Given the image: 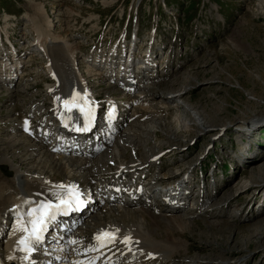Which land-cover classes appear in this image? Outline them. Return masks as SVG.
<instances>
[{
    "label": "rangeland",
    "instance_id": "1",
    "mask_svg": "<svg viewBox=\"0 0 264 264\" xmlns=\"http://www.w3.org/2000/svg\"><path fill=\"white\" fill-rule=\"evenodd\" d=\"M138 26L142 39L141 46H145L146 41L152 37L153 30H157L155 43L159 47L158 52L160 56L165 53L161 59L158 77L169 73L170 77L174 74L175 77L183 74L185 77L183 78L187 79L189 77L186 75L190 74L196 79L193 85L184 83L182 79L181 86L175 85L173 89L168 90L165 86H158L159 95L168 98L178 96L180 102L186 105L203 106L204 111L212 112L208 116L209 119L224 109L215 120L211 118L210 121L217 123L227 121L228 125L222 128L210 126L208 131L198 132L197 127L187 118L182 119V124L180 121L177 122L178 115L170 108L161 113L152 112L149 116L141 117L143 113L135 114L132 119L122 123L123 126L120 125L121 129L116 131L115 138L122 132L121 130L129 126V123L137 121L150 123V119L164 117L165 122L174 124L178 139L169 134L167 138L158 137L154 133L150 138L143 136L144 139L152 138L148 148L163 143L164 149L159 155L165 159L161 166L152 167L151 172L163 169L166 174L167 166H173V172L188 166L190 168L187 174L191 170L190 178L193 184L204 176L201 171L204 162L209 160L215 162L217 159L222 160V157L230 167H227V174L224 177L220 174L222 185L218 190L225 185L233 187L228 191L232 194L230 202L218 201L216 206L222 208L223 212L213 216L198 215L199 211L193 213L196 199L192 198L191 202L186 200L182 213L191 216L188 221L191 222L192 229L183 237H188L193 249L189 250L185 258L206 261L210 259L208 257L211 253L219 262L234 263L236 260H244L243 264H264V253H259L262 250L261 244H251L249 247L246 243L242 244L244 238L255 232L260 225L258 217L264 216L261 209L264 203V168L261 170L263 175L258 180H253L255 173L252 172L258 163L264 165V0H0V144L8 137L7 133L20 134L21 129L24 131V127H12L21 119L23 124L27 122L24 114L27 110L26 101L31 100L33 95H36L38 100L43 98L41 101L50 107L52 100L46 96L48 94L46 89L52 83V77L49 76L50 72L47 69L49 58L40 47L44 36L48 39L57 38L56 40L67 44L66 48L70 49L75 62L84 65L83 70L80 65L78 70L80 73L82 71L90 85L94 86L96 91L93 92L101 93L106 99V96L110 92H116V89L109 86V83L106 86L108 81H105V77H99L107 70L101 67L103 62L94 58L95 55L102 53L96 49L99 46L106 47L107 54L111 47L117 45L120 34L125 29L133 33ZM42 31L45 34L38 41L37 38ZM8 36L16 44V55H11L12 51L5 45V38ZM36 42L39 43L34 45ZM2 43L4 45H1ZM165 63L169 66L163 70ZM11 66L15 71L10 69ZM89 69L95 74L92 77L87 72ZM10 77L14 80L8 85V82L12 81ZM256 77L258 82H255ZM158 80L145 82L146 89L149 85L158 84ZM26 86L30 90L27 93L22 91L26 90ZM11 90L15 94L13 99ZM180 90L185 91L181 96L178 93ZM166 101L163 97L158 103L160 106L165 105L163 103L170 106L174 104ZM131 109L130 114L135 112L134 108ZM8 113L11 114L10 117ZM33 114L30 116L31 122L40 120L41 112L34 111ZM191 114L196 116V111H192ZM243 117L248 118L247 124L241 125L246 121L242 119ZM12 118L14 125H10L12 122L8 121ZM231 122H236V125L230 126ZM237 129L242 141L233 148L240 154L242 165L233 161L235 166L223 149L230 142L235 144L238 141L239 136L237 139L232 138L230 142L226 137V132L232 131L237 134ZM244 130L249 131L250 136L246 135ZM212 131L218 134L210 136L208 133ZM115 138L99 155L113 147ZM220 143L221 146H218ZM208 147L211 149L210 155L207 154ZM127 150L128 155H131L132 150ZM120 152L116 151V157H125ZM139 154L136 156L138 159L142 157L141 152ZM3 156L4 150L0 151V157ZM130 157L128 156V159ZM204 157L209 159L204 161ZM114 161L112 160L111 164ZM193 170L195 173H192ZM243 170L247 171L246 175L242 174ZM12 176L13 170L10 166L0 164V182L3 178L10 182ZM214 192L215 190L211 189V197L208 200L219 199L225 195V191L221 190L213 196ZM212 205L210 202L207 207ZM200 210L202 211L201 208ZM5 211H8V208ZM12 220L13 216L6 225V236ZM220 220H229V224L236 230L231 234V238L235 235V239H230L229 248L232 246L237 252L226 258L222 256L220 249L216 251L211 250V247L202 249L201 234L208 229V225L216 226L218 231H222L220 225L223 223H219ZM243 248L246 250L241 251Z\"/></svg>",
    "mask_w": 264,
    "mask_h": 264
},
{
    "label": "bare ground",
    "instance_id": "2",
    "mask_svg": "<svg viewBox=\"0 0 264 264\" xmlns=\"http://www.w3.org/2000/svg\"><path fill=\"white\" fill-rule=\"evenodd\" d=\"M43 34L45 33L42 31L37 38L38 41L42 38ZM56 39L57 38L48 39L47 36H44L40 42V47L44 49V54L49 58L47 69L50 72L49 76L52 77V83L46 89V93H48L46 96H49L51 100L60 96L66 99L75 92H79L82 95L84 93L90 94L91 96H87V100H92L93 97H95L92 93L94 86L92 87L90 81H87L85 77L86 75H84L82 71L80 73L78 70L79 62H75V59L71 56L70 49L68 50L66 48L67 44ZM38 43L39 42H36L34 45ZM197 62H199V60ZM208 63L211 62L208 61ZM110 66H112L111 63ZM168 66L169 64L162 69H168ZM197 67L199 68V66ZM109 69L112 68L109 67ZM87 72L90 74V77L95 75L90 69ZM168 74L169 73H165L164 76L160 77L158 80L159 83L157 82L158 84L155 83L149 85V88L147 89L146 86L144 88L145 90L140 91V93L136 95L122 93L118 94L120 96L118 99L111 98L116 104H118L120 111L122 110L121 107H126V112L123 113L122 118L117 124L100 134L98 143L94 144L97 147L95 148L93 146L91 154L85 153L82 149L79 151L80 155H78V151H76V155H66L54 152L53 148L50 147L46 141L42 139H39L38 141L34 137L28 136L27 133H25L27 125L31 123L30 121L23 124V120L21 119L19 123L15 124V127H12H24L25 132L21 129L20 134L7 133L6 135H8V137L5 139L3 138L4 142L0 144V151L4 150V156L0 157V164H8L11 170H13V176L10 179V182L4 178L0 182V264H28V262L22 259L25 253L19 251L17 246V242L23 233L12 230L8 237L5 235L6 225L12 216H17L18 212L23 214L31 207H35L36 203L51 198V192L54 190L53 185L59 183L76 184L79 188L91 192L93 196L96 195V201L91 203L83 212V224L78 228V243L80 235L85 237L87 231L91 234L94 231H97L95 233L96 235L101 230L119 229L118 236L120 239L124 236H131L133 241L131 244V251H129L128 247L123 243L118 242L114 245L117 250L111 258L115 260V264H243L244 260H236L234 263H231L232 261L219 262L211 253H209L210 257H208L210 259L206 261L190 259L187 257L186 259L185 255L189 250L193 249L189 244L188 237H183L187 234L188 230L192 229L191 222L188 221L191 216L182 213L184 207L183 204L186 203V200L183 204H166L165 202L160 201L162 195L157 193L153 186H148V183L145 185L144 182L143 184L140 182L141 180H144V174L145 177L148 174L150 176V173H153L151 172L152 167L155 165H157V167L161 166L165 159V157L160 156L161 154L159 153L164 149H162L163 143L148 148L147 146L152 143V138L144 139L143 136L145 135L150 138V135L154 133L158 137L167 138L169 134L170 136L174 135V139H178V134L174 131L175 127L172 122H165L164 117L150 119V123L137 121L132 124L129 123V126L121 130L122 132L116 138L114 136L116 131L120 128V125L131 117H134L135 114L138 115L143 113L141 117L144 115L149 116L152 112L161 113L170 108L172 112L174 110V113L178 115L177 122L180 121L182 124V119L187 118L195 127H197L198 132L208 131L210 126H221L222 128V126L228 125L227 121H224L223 123L210 121L212 117L209 119L208 116L211 115L212 112L204 111L205 108L203 106L199 107L191 104L186 105L180 102V97L178 96L168 98L162 94L159 95L157 90L158 86H165L168 90L173 89L175 85L181 86L182 79L184 80L183 82L188 85H193L196 82V79L190 74L186 75L189 77L187 79H184L185 77L183 74L179 77H175V74L170 77V74ZM157 78L158 76L156 79ZM257 80L256 77L255 82H258ZM106 86H108V83ZM25 88L26 90L22 91H25L26 93L30 91L27 86ZM184 92V90H180V92H178L179 96L184 94ZM13 93L14 92L11 90V99H13L15 95ZM33 96L31 100L26 101L27 110L24 111V114L25 116L28 115V117H30L34 111L38 113L41 112L39 117L42 119L46 112H49L55 107L56 102L53 103L51 101V107L49 108L46 103L41 101L43 98L38 100L36 95ZM163 97L167 100L166 102H172L174 104H171L172 106H170V104L167 105L166 103H163L165 105L160 106L158 102L159 99L161 100ZM111 99H109V103ZM191 101L192 98L190 99V102ZM145 104L149 106H145ZM130 106L135 109V112L129 115L130 118H127ZM192 111H196V116L191 114ZM219 112L214 115L212 120H215L218 117ZM213 113H215V111ZM10 115L11 114H9V117ZM242 119H245L246 121L244 120L245 122L241 123V125L247 124L248 118L246 119V117H243ZM8 121L12 122L10 125L14 122L13 118ZM232 124L236 125V122L229 123L230 126H232ZM37 126H42V122ZM45 126L43 127L44 131L47 128ZM113 128L116 129L111 133V129ZM230 132L232 131L226 132V137L229 142L231 141ZM236 132H238V129ZM208 134H210V136H215L218 133H213L212 131ZM237 134L239 136L238 141L235 144L230 142L227 146L234 147L242 141L240 133L238 132ZM114 138L115 141L113 140V147H109L104 154L99 155L107 144L112 143V139ZM24 141H26V143H24ZM31 142H34V144ZM218 146H221V143ZM227 146L224 147L226 148ZM61 147L63 148V146ZM64 149L66 151L69 150L68 147H64ZM127 149L132 150L131 155H128ZM210 150L211 149H208V151ZM116 151H121L122 155L125 157H116ZM139 152H141L142 156L139 157L140 159L136 158V156L140 155ZM71 153L73 152H69V154ZM225 153L227 154V152ZM128 156H131L130 159H128ZM126 158L128 160H126ZM112 160H115L116 164H127L131 171L125 176L122 175L120 177L121 181L117 179V182H115V180H113L110 187H108L107 180L114 178L119 172V166L115 165V168H112ZM233 161L238 162L237 160ZM257 165L258 166L254 167L252 172L259 175L256 176L253 174V180H258L263 175L261 170L264 168V165H261L260 163ZM24 166H26V168ZM172 167L173 166H167V173L164 175L165 178H161L159 181L178 178L177 176L181 177L182 174L187 173V170L190 168L188 166H181L182 168H180V171L173 172L174 170ZM246 173V170L242 171V174L246 175ZM100 183L105 192L108 190L110 191L106 198L103 197L101 199V196H99L101 193L99 187ZM118 186L122 188L121 193H119L116 188ZM232 188L233 187L230 188L225 185L218 190V192L221 190L225 191L223 197L213 199L212 201L202 200L199 204L197 202L196 204L198 206L193 208V213L196 214V212L198 213L199 211L198 215L209 214L213 216L222 213V208H219L216 204L218 201L224 200L225 202V200H229L232 194L228 191H231ZM216 195L217 194L213 196ZM27 201H31L32 203H26ZM209 201L212 202L213 205L207 207L210 203ZM207 202L209 203L207 204ZM228 202H230V200ZM7 208L8 211H5ZM261 209L264 211V203L262 204ZM233 215L234 214H231V216ZM258 218L260 225L255 232L244 238L242 244L246 243L248 247L251 244H261L260 247L262 250L259 253L263 254L264 216L261 215ZM25 219H27V217H25ZM228 221L229 220L218 221L219 223H223L220 225L223 228L222 231H218L215 228L216 226H207L209 230L207 229L201 234L203 250L204 247L207 249L211 247V250L214 251L220 249L222 251V256L225 258L236 254L237 251L233 249L232 246L229 248L230 239H235V235L231 238V234L236 230ZM219 233L221 235H218ZM94 236H92V238ZM78 243L72 248L78 247ZM76 249L78 250V248ZM119 249H121L120 253H118ZM245 250L246 248L241 249V251ZM101 251H103V249ZM9 257H12V259H9ZM260 257H262V255H260ZM44 259H46L44 255H33L32 264H45L41 263Z\"/></svg>",
    "mask_w": 264,
    "mask_h": 264
},
{
    "label": "snow or ice",
    "instance_id": "3",
    "mask_svg": "<svg viewBox=\"0 0 264 264\" xmlns=\"http://www.w3.org/2000/svg\"><path fill=\"white\" fill-rule=\"evenodd\" d=\"M63 103L67 111H71L73 107L79 109L85 117L86 123L84 128L77 130L86 131L87 122H90L92 118L87 93L82 95L75 92L71 99L65 100ZM53 189L51 198L36 203L35 207H31L23 214L17 213L14 230L23 233L17 242V246L19 251L25 253L22 259L28 264H32V256L42 244L49 225L55 223L58 216L80 210L85 204V194L81 192L76 184L59 183L53 185ZM26 203L32 202L27 201ZM119 231V229L101 230L93 237L94 242L85 249V252H100L102 249L114 246L118 242L123 243L131 251V244L133 243L131 236H124L120 239L118 236ZM69 243L77 244L78 241L71 240ZM99 258V256H92L85 261H76L75 264H96ZM9 259H12V257H9Z\"/></svg>",
    "mask_w": 264,
    "mask_h": 264
}]
</instances>
